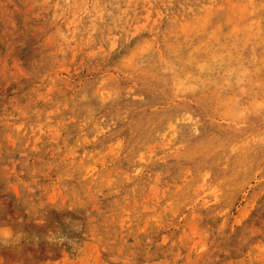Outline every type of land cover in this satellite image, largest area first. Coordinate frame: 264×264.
I'll return each instance as SVG.
<instances>
[{"label": "rangeland", "instance_id": "1", "mask_svg": "<svg viewBox=\"0 0 264 264\" xmlns=\"http://www.w3.org/2000/svg\"><path fill=\"white\" fill-rule=\"evenodd\" d=\"M0 264H264V0H0Z\"/></svg>", "mask_w": 264, "mask_h": 264}]
</instances>
